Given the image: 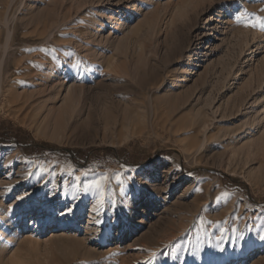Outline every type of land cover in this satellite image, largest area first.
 <instances>
[{
    "label": "rangeland",
    "instance_id": "374dc122",
    "mask_svg": "<svg viewBox=\"0 0 264 264\" xmlns=\"http://www.w3.org/2000/svg\"><path fill=\"white\" fill-rule=\"evenodd\" d=\"M257 18L264 0H0V223L28 209L0 264H264Z\"/></svg>",
    "mask_w": 264,
    "mask_h": 264
},
{
    "label": "snow or ice",
    "instance_id": "6c2138e0",
    "mask_svg": "<svg viewBox=\"0 0 264 264\" xmlns=\"http://www.w3.org/2000/svg\"><path fill=\"white\" fill-rule=\"evenodd\" d=\"M245 15H247V13H245ZM242 22V17L241 16H237L236 17V23L240 24ZM245 27H253V28H260L261 31H264V21H262L260 18H257L256 23L253 24H244ZM129 179H133L131 177H129ZM108 180L107 175L103 176L101 179H97L94 180L90 183H86L83 185V189L85 192H88L89 190H94L95 192L98 193V199L96 200V205L97 208L94 209V211H98L99 209L103 208V205L105 203V192H106V181ZM115 180L117 185L120 188V192L121 195L124 196L126 195L125 193V180L121 178L120 174L117 173L115 175ZM23 197H19V199H22ZM123 203V202H122ZM72 211L71 208H67V211H65L66 213H70ZM65 214V213H62ZM97 223H103V221H97ZM262 240H264V235H262L260 237ZM236 239L239 240H243V236L237 237ZM220 251H223V249L221 248ZM156 258V253L152 252L149 255V258L144 262V264H152V262L155 260Z\"/></svg>",
    "mask_w": 264,
    "mask_h": 264
},
{
    "label": "bare ground",
    "instance_id": "6f19581e",
    "mask_svg": "<svg viewBox=\"0 0 264 264\" xmlns=\"http://www.w3.org/2000/svg\"><path fill=\"white\" fill-rule=\"evenodd\" d=\"M60 86V85H59ZM59 86H55V84H53V89L55 88H58L59 90H60V88H59ZM62 87V86H61ZM41 89L42 90H44L45 89V86H41ZM54 89V90H55ZM57 89V90H58ZM56 90V91H57ZM63 90V89H62ZM66 90V94L69 92L68 90H69V88H67V89H65ZM41 91V90H40ZM60 92H61V90H60ZM59 94V93H58ZM58 96V95H57ZM264 96V95H263ZM264 99V98H263ZM261 100V99H260ZM87 116H89L90 118L92 117L93 119H94V113H92V111H89L88 113H87ZM92 120V119H91ZM93 122V121H92ZM244 134V136L246 135H251L252 134V132L248 129V130H245L244 132L243 131H241V133L239 134V136L240 135H243ZM238 137V136H237ZM0 159H4L5 161H10V160H12L13 159V156H12V154L9 152V151H1L0 152ZM4 161V162H5ZM22 211H23V213H25V215H18V216H12V217H10V216H6V218H5V221L3 222V224H1L0 223V225H3V227H1L0 226V230L1 229H3V231H5L6 229H12V231H17V229H18V226L19 225H21V224H23V223H25V222H27V219H26V212L28 211V209H27V205H25V208L24 209H22ZM34 214H36V212H34ZM1 216L2 217H4L3 216V214H1ZM39 216H41L40 215V213L38 214V217ZM33 218H35V216L33 217ZM20 222V224H18ZM26 227V226H25ZM37 229H38V227H37ZM36 229V230H37ZM2 231V232H3ZM55 231H58V230H55Z\"/></svg>",
    "mask_w": 264,
    "mask_h": 264
},
{
    "label": "trees",
    "instance_id": "16d2710c",
    "mask_svg": "<svg viewBox=\"0 0 264 264\" xmlns=\"http://www.w3.org/2000/svg\"><path fill=\"white\" fill-rule=\"evenodd\" d=\"M106 151H116L115 149H107Z\"/></svg>",
    "mask_w": 264,
    "mask_h": 264
}]
</instances>
